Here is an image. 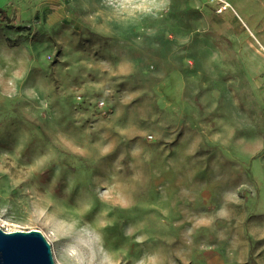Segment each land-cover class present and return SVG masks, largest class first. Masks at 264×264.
Instances as JSON below:
<instances>
[{
  "label": "rangeland",
  "instance_id": "374dc122",
  "mask_svg": "<svg viewBox=\"0 0 264 264\" xmlns=\"http://www.w3.org/2000/svg\"><path fill=\"white\" fill-rule=\"evenodd\" d=\"M0 228L55 264H264V0L0 12Z\"/></svg>",
  "mask_w": 264,
  "mask_h": 264
},
{
  "label": "water",
  "instance_id": "95a60500",
  "mask_svg": "<svg viewBox=\"0 0 264 264\" xmlns=\"http://www.w3.org/2000/svg\"><path fill=\"white\" fill-rule=\"evenodd\" d=\"M0 264H55L51 246L36 229L6 232L0 228Z\"/></svg>",
  "mask_w": 264,
  "mask_h": 264
},
{
  "label": "crops",
  "instance_id": "0c3cea01",
  "mask_svg": "<svg viewBox=\"0 0 264 264\" xmlns=\"http://www.w3.org/2000/svg\"><path fill=\"white\" fill-rule=\"evenodd\" d=\"M22 2L23 0H0V8L6 11L14 6H18Z\"/></svg>",
  "mask_w": 264,
  "mask_h": 264
},
{
  "label": "bare ground",
  "instance_id": "6f19581e",
  "mask_svg": "<svg viewBox=\"0 0 264 264\" xmlns=\"http://www.w3.org/2000/svg\"><path fill=\"white\" fill-rule=\"evenodd\" d=\"M228 6H229L228 3H225V4L223 5V8L226 9V7H228Z\"/></svg>",
  "mask_w": 264,
  "mask_h": 264
},
{
  "label": "trees",
  "instance_id": "16d2710c",
  "mask_svg": "<svg viewBox=\"0 0 264 264\" xmlns=\"http://www.w3.org/2000/svg\"><path fill=\"white\" fill-rule=\"evenodd\" d=\"M3 10L0 8V12H2Z\"/></svg>",
  "mask_w": 264,
  "mask_h": 264
}]
</instances>
